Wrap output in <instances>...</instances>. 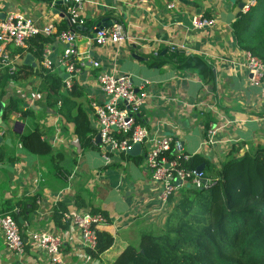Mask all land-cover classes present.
I'll use <instances>...</instances> for the list:
<instances>
[{
    "label": "crops",
    "instance_id": "crops-1",
    "mask_svg": "<svg viewBox=\"0 0 264 264\" xmlns=\"http://www.w3.org/2000/svg\"><path fill=\"white\" fill-rule=\"evenodd\" d=\"M170 1L87 0L83 13L92 28L121 21L128 39L98 47L91 40V31L81 33L76 46L81 56L89 50L102 70L128 74L136 88L145 87L142 120L152 132L176 141L172 153L201 154L219 166L234 155L264 145V97L261 88L249 80L243 63L246 50L232 28L252 0H178L176 8H168ZM10 13L29 16L40 26L53 23L57 30L70 28L67 4L62 0H0V16ZM195 14L215 19L214 26L195 28ZM47 44L55 63L50 71L62 76L60 92H67V73L59 63L64 45L54 39ZM7 48L17 72L8 73L11 77L0 87L2 121L7 126H0V148L5 152L0 161V214L15 209L19 214L23 206L22 216L27 218L21 229L26 239L38 231H55L66 248L61 263L30 246L26 256L19 258L7 250L0 232V264H111L124 246L137 245L144 231L163 229L173 203L161 208V187L152 180L143 154L137 155L143 157L138 161L128 158L129 154L106 153L101 147L82 151L74 123L58 112L60 102H48V94L54 91L46 81L48 69L42 58L29 50V44L17 47L9 43ZM28 55L32 59L27 61ZM187 56L201 57L211 74L206 77L196 68H188L182 60ZM165 60L168 62L161 63ZM0 72L8 69L0 67ZM97 73L86 60L75 80L83 90L79 100L89 113L95 138L98 131L89 104L105 98L96 82ZM12 99L17 100L18 108L8 112ZM20 111L30 114L24 117ZM17 121L23 124L21 131L14 130ZM211 126L217 130L210 145L205 142ZM36 130L51 144L52 154L39 155L24 146L23 136ZM56 154L63 156L59 169L53 166ZM59 206L65 212L104 213L108 222L98 229L111 233L114 245L100 258H92L76 228L56 226L53 216Z\"/></svg>",
    "mask_w": 264,
    "mask_h": 264
},
{
    "label": "trees",
    "instance_id": "trees-1",
    "mask_svg": "<svg viewBox=\"0 0 264 264\" xmlns=\"http://www.w3.org/2000/svg\"><path fill=\"white\" fill-rule=\"evenodd\" d=\"M232 28L240 47L264 61V0H256L248 10L240 12ZM75 30L89 34L92 27L86 22L82 27L75 26ZM51 39L43 34L35 35L27 42L29 50L42 58L44 46ZM184 59L188 68H196L206 77L211 74L209 65L201 57ZM165 62L168 61L161 63ZM10 77L8 72L0 74V87H4ZM45 78L54 91L48 94L49 104L60 102L58 112L66 121L74 123L82 151L100 148L89 113L79 100L84 96L82 88L74 82L71 90L60 92L62 76L47 70ZM17 108V100L12 99L7 111ZM20 113L24 117L30 114L28 111ZM23 143L36 154L53 153L51 144L42 139L39 130L24 135ZM4 156L0 148V161ZM168 156L176 157L171 153ZM127 157L138 161L143 158ZM53 159L56 160L53 166L59 169L63 156L56 154ZM179 161L187 169L203 166L206 175L214 179L213 184L201 189L181 188L164 228L144 231L140 242L124 246L111 264H264V145L234 155L219 166L201 154H182ZM172 197L170 203H173ZM21 209L15 217L23 227L27 216H22L23 206ZM64 212L59 206L53 218L57 227L67 229L69 225L62 221ZM96 234L95 248L87 249L92 258H100L115 242L107 231L97 229Z\"/></svg>",
    "mask_w": 264,
    "mask_h": 264
},
{
    "label": "built area",
    "instance_id": "built-area-1",
    "mask_svg": "<svg viewBox=\"0 0 264 264\" xmlns=\"http://www.w3.org/2000/svg\"><path fill=\"white\" fill-rule=\"evenodd\" d=\"M62 1L67 4L70 24L68 29L57 30L53 23L40 26L31 17L20 13L0 16V67L7 68L10 75L17 72V66L7 48L9 43L17 47H26L28 40L38 34L61 42L64 49L59 63L65 67L67 73L64 79L65 89L71 90L77 75L86 67V60L93 69L98 70L96 82L105 98L101 102L93 100L90 103V115L101 137V148L106 153L110 151L128 154L135 144H140L144 151L145 163L152 172V180L161 187L159 194L161 208L166 209L170 197L183 187L196 189L210 187L214 179L208 177L203 169H187L181 166L179 161L181 155L172 153V144L176 141L171 136L152 132L143 122L141 110L147 94L142 89L145 87L142 85L136 88L128 74L102 70L101 62L93 58L89 50L83 56L80 55L76 42L81 32L76 31L75 26L82 27L86 23L83 6L87 0ZM177 2L178 0L170 1L168 8H176ZM255 3L256 0L250 1L244 11ZM214 24L215 19L202 14L193 15L192 25L197 29L212 27ZM127 39L126 28L121 21L92 28L91 40L98 47L122 43ZM50 55V45L47 44L43 49L42 65L48 70H53L55 63ZM243 63L248 69L250 82L261 88L264 97V61L245 51ZM216 130L215 126L209 128L206 144L211 145L214 142ZM168 153L176 157L169 158ZM105 158L109 159L107 154ZM16 213L17 209L14 212L0 214V232L3 234L7 250L19 258H24L28 251L27 247L30 246L32 250L46 254L50 261L61 263L66 248L63 237L55 231L42 230L36 232L29 240L26 239L15 217ZM62 221L80 232L82 246L87 250L95 248L96 231L100 225L108 222V218L102 212L82 210L64 212Z\"/></svg>",
    "mask_w": 264,
    "mask_h": 264
},
{
    "label": "water",
    "instance_id": "water-1",
    "mask_svg": "<svg viewBox=\"0 0 264 264\" xmlns=\"http://www.w3.org/2000/svg\"><path fill=\"white\" fill-rule=\"evenodd\" d=\"M26 59L28 61L29 59H32V56L28 55ZM3 107H4L3 102H0V126H2L4 128H7L6 124L2 121ZM19 126H20V128H19ZM22 126H23V124L20 121H17L15 123L14 130L15 131H21ZM1 140H2V136L0 135V142H1ZM96 141L98 143L101 142V137H100L99 134H97V136H96ZM143 153H144V151H143V148H142V146L140 144H135L133 146V148L128 151V154L132 155V156H137V155H140V154H143ZM200 169H203V166H201Z\"/></svg>",
    "mask_w": 264,
    "mask_h": 264
},
{
    "label": "rangeland",
    "instance_id": "rangeland-1",
    "mask_svg": "<svg viewBox=\"0 0 264 264\" xmlns=\"http://www.w3.org/2000/svg\"><path fill=\"white\" fill-rule=\"evenodd\" d=\"M89 106H90V104H89ZM178 193H179V192H178ZM178 193L175 194V195H173L174 197H172V200H171V201L173 202V204H174L175 202H177L176 200H177L178 195H179Z\"/></svg>",
    "mask_w": 264,
    "mask_h": 264
}]
</instances>
